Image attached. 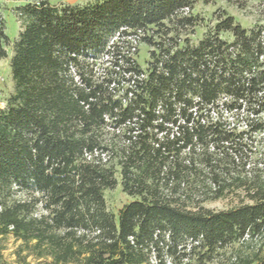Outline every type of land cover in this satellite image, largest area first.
Listing matches in <instances>:
<instances>
[{
    "label": "trees",
    "instance_id": "1",
    "mask_svg": "<svg viewBox=\"0 0 264 264\" xmlns=\"http://www.w3.org/2000/svg\"><path fill=\"white\" fill-rule=\"evenodd\" d=\"M24 1L0 108V264L8 236L35 264H264L235 247L264 235V25L222 13L192 46V10L213 0ZM137 30L144 78L124 53ZM8 43L0 14V59ZM118 180L133 199L115 214Z\"/></svg>",
    "mask_w": 264,
    "mask_h": 264
},
{
    "label": "rangeland",
    "instance_id": "2",
    "mask_svg": "<svg viewBox=\"0 0 264 264\" xmlns=\"http://www.w3.org/2000/svg\"><path fill=\"white\" fill-rule=\"evenodd\" d=\"M47 1L51 4H84L93 0ZM25 3L26 1L24 0H0V14L5 20V33L9 37L8 45L4 46L7 56L6 58L0 59V108L5 106V100L12 90L9 60L12 55V43L17 38L20 30V23L15 16V8ZM192 13L197 15L199 21V24L194 25L193 32L188 35L190 44L194 46L205 35V33L213 27L217 17L222 13L233 16L236 22L246 28H250L255 24L264 25V0H240L237 2L213 0L206 4L197 3L192 10ZM220 35L227 41L232 40V37L228 32H221ZM150 50L151 47L147 43L141 42L138 51L134 56L137 64L144 73H147L149 67ZM102 59H105V57L103 56ZM261 154V157L263 158L261 164H264V140ZM259 167H261V165H259ZM262 168L264 169V165ZM104 198L107 209L115 214H117V211L123 204L133 199L122 191L119 180L114 188L106 189L104 191ZM240 199L241 197H235L232 195L216 200H209L203 205L211 210H222L236 205ZM2 245L4 247L2 250L3 258L7 264L36 263L31 255L25 256L28 250L20 240H15L12 236H8L2 240ZM235 247L240 248L243 253L251 254L257 251L264 253V235L245 237L239 242V245L237 246L236 244Z\"/></svg>",
    "mask_w": 264,
    "mask_h": 264
},
{
    "label": "built area",
    "instance_id": "3",
    "mask_svg": "<svg viewBox=\"0 0 264 264\" xmlns=\"http://www.w3.org/2000/svg\"><path fill=\"white\" fill-rule=\"evenodd\" d=\"M188 8L185 7L183 9V12L186 14L188 12ZM143 32L141 30H137L136 32L134 33H128L126 34L125 36H123V39L125 41H127L128 43V46L127 48L124 50V53L127 55V56H130L132 58H135V54L137 53L138 51V47H139V44L141 43V37L143 36ZM119 38V33L116 32L111 38H110V41H113V40H117ZM141 78H144L146 76V74L144 72L140 73L139 75ZM248 237V236H246Z\"/></svg>",
    "mask_w": 264,
    "mask_h": 264
}]
</instances>
